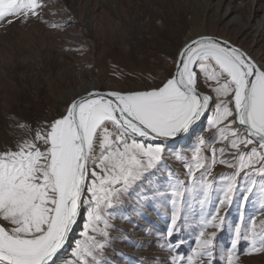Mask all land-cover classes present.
Masks as SVG:
<instances>
[{
	"label": "rangeland",
	"instance_id": "374dc122",
	"mask_svg": "<svg viewBox=\"0 0 264 264\" xmlns=\"http://www.w3.org/2000/svg\"><path fill=\"white\" fill-rule=\"evenodd\" d=\"M252 1L44 0L47 6L38 18L0 23V151H15L24 140L34 141L43 151L46 146L35 141L36 131L45 132L47 124L65 113L77 97L79 78L95 81L96 91L122 93L146 90L170 78L177 52L189 38L222 39L264 66V38L252 42L264 14V0H256L254 13ZM216 86L201 75L198 90L213 100L203 126L185 146L167 148L159 168L123 199L110 218L108 264H172L173 258L176 264H187V256L197 248L204 218L217 210L225 217L222 228L204 229L216 233L214 264H227L237 228L240 238L233 264H264V252L246 254L253 240L258 247L264 242V174L257 171L259 164L241 169L238 157L252 146L240 145L238 152L230 146L231 131L210 123L216 99L211 89ZM197 148L201 163L209 165L203 177L192 159ZM186 165L193 167L192 173ZM229 184L233 185L231 199L221 204ZM174 187H179L180 196H172ZM145 189L157 193L148 204L138 202L137 193ZM174 210L176 230L169 236ZM82 224L83 218L57 264H72L71 250L76 240L83 239ZM194 264L210 261L194 258Z\"/></svg>",
	"mask_w": 264,
	"mask_h": 264
},
{
	"label": "snow or ice",
	"instance_id": "6c2138e0",
	"mask_svg": "<svg viewBox=\"0 0 264 264\" xmlns=\"http://www.w3.org/2000/svg\"><path fill=\"white\" fill-rule=\"evenodd\" d=\"M46 6L44 0H0V23L38 18ZM174 64L170 78L146 90L89 92L73 99L45 132L36 131L35 141L46 146L43 151L32 140L17 143L15 151H0V264H57L81 218L83 239L71 250L72 264H108L110 218L123 199L159 168L169 142L190 136L208 116L213 100L198 91L201 75L217 85L211 89L216 99L210 123L231 131L230 146L238 152L240 145L252 146L238 157L241 169L259 164L257 171L264 174V66L229 42L208 36L189 38ZM198 142L205 143L202 138ZM195 153L194 167L203 170V177L209 165L201 163L199 148ZM220 163L235 167L227 160ZM186 167L193 172L192 166ZM232 192L229 184L221 204ZM137 195L138 202L148 204L157 193L145 189ZM180 195L179 187H174L172 196ZM175 203L173 199L174 208ZM210 215L202 222L197 248L187 256V264L201 257L214 264L216 233L204 229H221L225 217L219 210ZM177 218L174 210L169 236ZM239 238L237 228L227 264H233ZM259 252H264V242L258 247L253 240L246 254Z\"/></svg>",
	"mask_w": 264,
	"mask_h": 264
},
{
	"label": "bare ground",
	"instance_id": "6f19581e",
	"mask_svg": "<svg viewBox=\"0 0 264 264\" xmlns=\"http://www.w3.org/2000/svg\"><path fill=\"white\" fill-rule=\"evenodd\" d=\"M255 2H256V0H253L252 1V4L250 5V11L251 12H253L254 13V4H255ZM258 26V28H256V36L257 37H253V39H255V40H253L252 42L253 43H255V44H257L259 41H260V39H262V38H264V14H263V16H262V19H261V22H260V24L259 25H257ZM240 34V35H239ZM239 34H237V37H239V36H242V32H240ZM203 36V35H202ZM197 37V36H196ZM236 37V38H237ZM193 38V37H192ZM195 39V38H194ZM188 42V41H187ZM254 48V47H253ZM256 63V62H255ZM257 64V63H256ZM258 65V64H257ZM92 91H96V82L94 81V82H92V83H87V82H85V81H83L81 78H79L78 79V81H77V85H76V88H75V92H76V94H77V96H79V95H83V94H86V93H88V92H92ZM206 119H207V117H206ZM204 123V122H203ZM203 123L200 125V128H198V129H195V131L192 133V135L191 136H189L190 138L196 133V132H198V130H200L201 129V127L203 126ZM245 135H246V133H245ZM190 138H188V139H182V141L180 142V145L178 144V147L179 146H185V142H189V139ZM186 143V144H187ZM167 148H172V147H167ZM78 225V224H77ZM77 225H76V227H77ZM76 227H75V229H76ZM74 232V231H73ZM74 235L72 234L71 235V237H73ZM69 242V241H68ZM68 244L69 243H67V246H68ZM67 246L65 247V248H67Z\"/></svg>",
	"mask_w": 264,
	"mask_h": 264
},
{
	"label": "water",
	"instance_id": "95a60500",
	"mask_svg": "<svg viewBox=\"0 0 264 264\" xmlns=\"http://www.w3.org/2000/svg\"><path fill=\"white\" fill-rule=\"evenodd\" d=\"M208 37H210V36H208ZM213 38H215V37H213ZM219 39V38H218ZM220 40H222V39H220ZM224 41V40H223ZM230 44V43H229ZM232 45V44H231ZM237 48V47H236ZM175 72V71H174ZM199 91V90H198ZM92 92H99V91H92ZM200 92V91H199ZM89 93V92H88ZM100 93H108V92H100ZM200 93H202V92H200ZM202 94H205V93H202ZM87 95V93L86 94H83V95H79V96H77L76 98H78V97H81V96H86ZM210 109V108H209ZM208 112H209V110H208ZM205 119H206V117L205 118H203L202 119V121L200 122V124H199V126L196 128V129H198V128H200V125L205 121ZM237 126V125H236ZM192 135V134H191ZM190 135V136H191ZM188 138H190L189 136H185L184 138H182V139H188ZM182 139H180L179 141H176V142H169V144H168V146L169 147H177L178 146V144L180 145V142L182 141ZM85 195V194H84ZM76 227V226H75ZM75 230V229H74ZM72 235V234H71Z\"/></svg>",
	"mask_w": 264,
	"mask_h": 264
}]
</instances>
